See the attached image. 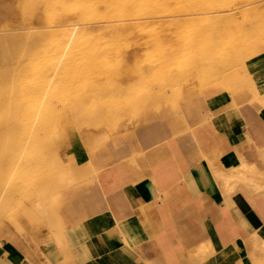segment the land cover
<instances>
[{
	"label": "rangeland",
	"instance_id": "1",
	"mask_svg": "<svg viewBox=\"0 0 264 264\" xmlns=\"http://www.w3.org/2000/svg\"><path fill=\"white\" fill-rule=\"evenodd\" d=\"M20 1L0 0V30L15 28L5 25L8 20L14 19L13 15L22 18V13L18 12ZM29 1L36 6L37 0ZM43 1L45 4L54 2ZM61 3L71 4L72 0H62ZM63 9L57 5L55 12ZM105 18H85L74 8L71 20L34 16L29 19L31 25H44L49 31L61 33L76 27L75 23L82 26L81 22L94 30L107 31L114 26L123 29L122 36L117 39H109L107 34L102 39L90 42L77 40L66 45V41H59V44L52 46L47 43L42 46L41 58H33V62L42 70L58 65L66 78L65 83L55 78L54 85L58 87L53 93L43 96V101L51 100V105L56 107V122H31L33 125L28 123L29 130L26 129V122L19 123L20 151L17 150L15 158H10L8 170L5 171L10 190L8 205L11 215L1 216L0 213V227L9 225L10 230L25 235L22 231L25 224L30 220L37 221L38 218L23 215L24 210L35 204L36 197L24 191L23 187L27 184L19 182L24 178L29 183L40 172L49 170L55 147L61 162L72 163L74 171L75 157L81 153L90 156L98 151L97 169L101 175L108 173L115 163L133 166L131 163L135 161L138 170H126L127 177L131 178L146 173L145 166L150 162L151 154L157 151V145L167 140L162 138L156 142L148 139L146 131L161 128L173 117L180 116L183 120H179L176 125L179 131L175 132L177 129L173 127L169 138H184L182 140L191 145L201 138L213 147L216 144L221 146L216 121L224 109L240 108L250 114H257L251 105L264 109V91L256 75L264 64V0H210L205 8L187 9L179 6L167 12L136 13L133 16L112 17L111 21V17ZM22 27L25 25L20 24ZM70 50L78 55L65 57ZM252 79L255 83H252ZM36 80L38 74L28 72L22 82L27 81V86ZM26 88L29 89L28 86ZM215 89L220 90L210 97L206 96L207 90ZM25 96L30 99L32 94L27 91ZM40 97L38 94L32 98L38 101ZM173 102H177V105ZM187 104L192 114L191 120H188ZM45 106L50 105H44L38 111L47 113L49 108ZM92 110L95 112H92L94 117ZM36 111L28 108L27 114ZM75 113H78L77 121ZM39 129L41 133L37 136L34 132ZM40 137L42 143L45 140L49 142L43 143L46 150L42 144V158H33L30 154L37 143L34 142ZM263 151L264 147L258 149L252 163L258 170L252 174V181L261 185L264 184ZM38 164H42L40 171ZM66 176L72 175L69 173ZM256 176L261 179H255ZM71 185L83 186L89 194L100 188L97 177L92 173ZM42 188L41 183L36 185L37 192L43 191ZM248 247L246 240V252L241 259L243 264L252 263V258L247 255Z\"/></svg>",
	"mask_w": 264,
	"mask_h": 264
},
{
	"label": "crops",
	"instance_id": "2",
	"mask_svg": "<svg viewBox=\"0 0 264 264\" xmlns=\"http://www.w3.org/2000/svg\"><path fill=\"white\" fill-rule=\"evenodd\" d=\"M256 75L264 91V64ZM251 106L257 114L234 107L221 112V146L169 138L173 127L179 131L180 116L146 131L148 139L167 140L151 154L144 175L127 177L128 168L138 170L135 161L134 167L115 163L101 175L98 151L79 154L75 171L67 163L72 176L56 191L50 214L36 204L24 210L38 218L25 224V235L0 227V264H243L245 241L253 233L264 240V189L222 188L221 176L252 164L264 147V109ZM90 173L100 187L93 193L71 185ZM207 243L212 250L201 259Z\"/></svg>",
	"mask_w": 264,
	"mask_h": 264
},
{
	"label": "bare ground",
	"instance_id": "3",
	"mask_svg": "<svg viewBox=\"0 0 264 264\" xmlns=\"http://www.w3.org/2000/svg\"><path fill=\"white\" fill-rule=\"evenodd\" d=\"M53 1L51 0V2L53 3L48 4L49 3L48 2L47 4H45L43 0H37L36 6H34L32 2H30L29 0H21L18 5V8H19L18 12L22 13V18L17 17V14H16V17L15 15H13L14 19L8 20L5 25L15 27V28L14 29L7 28V29L0 30V90L2 92V93L0 92L1 93L0 95V213H1V216H4V215L6 216L10 214L11 212L10 206L8 205V201H9L8 196H9L10 190H8V185H7L8 177L5 176V171L8 170L10 158L12 157L15 158V155L18 154L17 150H19V144H18L19 123L26 122L27 124L28 123L30 124L31 122L41 123L43 121L45 122L50 121L52 123L56 122V118H57L56 117V113H57L56 107H53L51 105L52 104L51 100L49 102L43 101V96L46 93H53L56 90L58 85H54L56 83L55 78H58L59 80H61V83H65L64 80L66 78V74H64V71L61 70V68H59L58 65L48 68L47 70L43 68L42 70V68H40L33 62V58L35 59L41 58L42 52H43L42 46L47 43L51 44L52 46L53 44L59 41L60 43L61 41H66L67 43L65 44L70 45L73 41H77V40H82V41L85 40V41L90 42L91 40H94V39H102L107 34L109 35L108 37L109 39H117L122 36L121 29H123V28H117L114 26V28H111L110 30H107V31L104 29L94 30V29L85 27L84 25L86 24L81 22L82 26L79 25L80 23L79 24L75 23L74 26L76 25V27L73 26L74 27L73 29H69L61 33V32L49 31L47 30L48 28L46 29V26L44 25H31V23L29 24V19L33 18L34 16L35 18L40 17L44 19L45 17L51 20H71L72 10L76 8L77 11L80 12L81 16H84L85 18L91 19V18H96L100 16L106 17V18L111 17L110 18V21H111L112 17L115 18V17H123V16H133L136 13L142 14L143 12H152V13H157V12H162V11L167 12L169 9H172L175 7H177L178 9L179 6L187 8V9L205 8L207 7L210 0H72V3L67 4V5H64L63 3H61L62 0H53ZM33 2H35V0ZM97 3L99 4L97 5ZM57 5L61 6L62 8L64 7V9L62 11H60L61 10L60 9L59 10L60 12L56 13L55 9ZM97 6L98 7L100 6V7L95 8ZM205 14L206 13H204V15ZM188 20L193 21L194 19H188ZM108 21L109 20L107 19L106 22ZM115 23L117 24V21ZM20 24L25 25V27L20 28ZM52 25L54 26V23ZM16 26H19V28H16ZM124 30L126 31V29ZM63 45L64 44L62 43V46ZM83 50L85 49L83 48ZM77 55L78 54H76L73 50H70L67 52V55L65 57H74ZM94 64L96 65L95 62ZM28 72H34L38 74V80L27 85L29 88L27 90L26 88L27 86H25V83L27 81L24 83V81L22 82V79L26 77V74H28ZM45 72H48V75H45ZM27 91L32 94V97L39 94L41 96L40 99H38L37 101L35 98H32V97L30 99L27 98L25 96ZM17 95H21V96L18 97ZM44 105H50V106H45L46 108H49V111L45 114L40 113L38 111L39 109L44 107ZM28 108H32L37 111L28 115L27 114ZM98 109L99 108H97V111ZM92 112L94 111L93 110L91 111V114L93 115ZM101 114L103 113H100V115ZM92 117H94V115ZM74 118L76 121L78 120V113L74 114ZM29 124L26 126L27 127L26 129L28 130H29L28 128ZM31 125L33 124H30V126ZM19 133L21 134V132ZM40 133H41L40 129L34 132V134L37 136ZM46 133L45 135L47 136ZM52 135L54 136L55 134H52ZM41 139L42 138L40 137V139L34 142V144L36 142L37 143L35 144L34 151H32L30 154V156L32 155L33 158H37V157L42 158L41 152L44 151V149H42V144L45 142H49L43 138L45 142L42 143ZM24 142H26V140ZM27 142L29 141L27 140ZM44 147L46 150L45 145ZM22 150L24 151V147ZM57 150H58L57 147H55L54 150L52 151L53 156L51 155V158L53 157V163H51V167H50L51 169L50 168L49 170L46 169L47 171L42 172V173L40 172V174L37 175L35 179H33L29 183H27L28 179H24V178L19 182V183L27 184L26 187L22 186L25 192H28V194L35 195L36 200L34 199L35 200L34 202L37 206L39 213L41 214H50L52 212L53 208L51 206V203L53 202V197L56 191L62 186H64L69 179L66 176L67 174L69 176V173H70L69 168L67 167V163L61 162L60 158H58ZM59 160H60V166H59ZM37 168H40L38 171L42 170V164L40 165L38 164ZM255 170H257V168L254 166V164H247L246 162H243L242 164L240 163V165L237 167H232L231 175L223 174L221 176L222 181H223L222 188L225 187L229 189V188H233L237 186V184L245 183L250 186H253L255 192L256 190L258 191V190L264 189V184L261 185L260 183L257 184V183H254V181H252V174L254 173ZM260 174L258 173V175ZM260 176H256L254 178L256 179L257 177H260ZM39 182L41 183V186L43 187L42 188L43 191L37 192L36 185L39 186L40 185ZM252 235L247 239L248 244H249V247H248L249 250L247 251L248 252L247 255L252 258L253 264H264V240L258 237L256 233H253ZM210 249L211 247L209 246V243L204 244L203 247H201V250L203 252L202 254L199 255V258L201 255L204 257L203 255L204 252L208 254L210 252ZM202 256H201V259H202ZM197 262H195V264H197Z\"/></svg>",
	"mask_w": 264,
	"mask_h": 264
}]
</instances>
